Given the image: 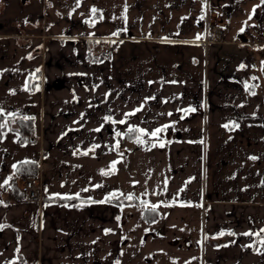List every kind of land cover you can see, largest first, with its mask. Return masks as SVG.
Returning <instances> with one entry per match:
<instances>
[{"label":"crops","instance_id":"1","mask_svg":"<svg viewBox=\"0 0 264 264\" xmlns=\"http://www.w3.org/2000/svg\"><path fill=\"white\" fill-rule=\"evenodd\" d=\"M109 37L119 48L104 57ZM262 61V0H0V107L34 115L41 136L0 135V184L18 179L0 187V264H192L184 245L201 207L202 264H264L259 237L243 235L264 229ZM164 125L163 148L128 135ZM23 161L40 163L41 200L21 191ZM114 192L143 201L89 202ZM144 203L160 205L152 218Z\"/></svg>","mask_w":264,"mask_h":264},{"label":"snow or ice","instance_id":"2","mask_svg":"<svg viewBox=\"0 0 264 264\" xmlns=\"http://www.w3.org/2000/svg\"><path fill=\"white\" fill-rule=\"evenodd\" d=\"M79 2H80V0H77V6H79ZM262 4H264V0H262ZM256 7H259V5L256 6ZM90 11H91L92 15L95 16L98 10L93 7ZM253 11H255V7H254ZM200 19L201 20L204 19L203 15L200 17ZM86 23L94 24L95 21L94 20L93 21H86ZM241 31H244V29L242 28ZM113 35H119V33L118 32L117 33H113ZM200 38L201 37L198 35L197 39H200ZM165 39H167V38H165ZM262 65H264V61H262ZM240 67L243 68L244 65L242 64ZM39 71H40L39 69L36 70V72H39ZM261 71H264V67H262ZM33 78H35V77L33 76ZM252 79L255 80L257 78L256 77H252ZM149 83H151V82H149ZM258 86H259L258 84L249 85L247 82H245V84H244L245 90L249 91V93L251 95H255L256 94L254 89L256 87H258ZM25 90H28L27 85L25 86ZM37 90H38V87H37ZM12 94H14V90H12ZM139 110L140 109H136V111H139ZM183 111L185 113H189V112L196 111V109L195 108H188V109H184ZM134 114H135V112L127 113L125 115H126V117H128V116H132ZM169 115H171V113H169ZM15 117H16V113H6L4 111V109L2 107H0V118H3V122L0 123V129H4V128L8 127V124H9L10 120H11V122H15ZM23 119H25V120L33 119L34 120L35 118L34 117L25 116V117H23ZM104 119H105V121H109V120H111V117L106 116ZM111 122L112 123H117L116 121H111ZM119 123L120 124H124V123H126V120H120ZM168 127H170V125H164L163 127L156 128L155 130H153L151 132H148L147 130H145L143 128H139V127H135V126H129L128 127V135L131 136L132 134H135V143H137L138 145H148L150 143V141H153V140L158 142V144L157 143H151L150 147L146 148V150H151L152 147H156V146H159V147L163 148L165 146V142L160 139V134L162 132H164ZM223 127L226 128V129H229V130H234V129H238L239 128V124L233 121V122L224 124ZM95 131H100V129L97 128V129H95ZM122 135H123L122 133L116 132V136H122ZM144 137H148V140H145ZM200 142L203 143V141H200ZM95 147H99V145H95L93 147V149H91L90 151H94ZM114 148L116 150H119V141H117V143L114 145ZM74 154H76V153H74ZM82 154L83 155H88L89 153L86 151V152H84ZM120 155L123 156V152H120ZM249 158L252 159V160H256L257 159L256 156H251ZM22 163L27 164V163H31V161H24ZM118 163H120L119 160L111 162V165H110V167L108 169H101L100 170V174L104 175V176L114 175L116 173V171H117L116 165ZM12 167H13V169L19 170L17 168V165H15V164ZM11 179H12V177H8L7 179H5L4 183L0 184V187H4L5 185H8L9 180H11ZM166 183H167V181H165V185H166ZM95 187H102V185L98 184V185H95ZM85 191H87V189H85ZM181 191H183V189H181ZM55 195L59 196L60 194H55ZM119 195H123V193H120ZM60 198L65 199V200L77 199V198H79V194H76L75 197H73V196H63V197H60ZM117 198H118V194L114 192V193H111L109 196H107L105 198V200H101V201H91L90 200L89 202L90 203H107V202H110L112 199H117ZM133 198L134 197L131 194H129L126 197V199L129 200V201H131ZM0 203H3V202L0 201ZM65 206H67V205H65ZM144 206L146 208H150L152 211H155L160 205H158V204L157 205H148L147 203H144ZM181 206H183V205H181ZM117 220H119V217H117ZM3 227H4L3 225H0V228H3ZM105 231L108 232L110 230H105ZM261 233H264V229H261L260 232H246V233H243V235L259 237L257 243H259L260 246L262 248H264V236H261ZM219 235L223 236V235H225V233L222 231L221 233H219ZM227 235L233 236V235H236V233L228 232ZM205 239H207V237H205ZM198 243H200V242H198ZM225 246H227V245H225ZM247 247L255 248V244H250ZM256 251L259 252L260 249L256 248ZM262 254H264V253H262Z\"/></svg>","mask_w":264,"mask_h":264},{"label":"trees","instance_id":"3","mask_svg":"<svg viewBox=\"0 0 264 264\" xmlns=\"http://www.w3.org/2000/svg\"><path fill=\"white\" fill-rule=\"evenodd\" d=\"M35 78H31L30 80V89H33L34 84L40 80V72H36L34 75ZM34 117L32 114H24L20 112H16L15 122H9L8 127L16 130L19 133L20 141H40L41 136L36 131L35 119L25 120L23 117ZM3 122V118H0V123ZM6 127V128H8ZM0 129V135H2L3 131L6 129ZM132 136H134L132 134ZM24 162V161H23ZM19 170H16L17 175L28 177V176H38L40 171V163L39 161H31V163L24 164L20 162L17 166ZM22 178V177H21ZM17 176L12 178V187L17 184ZM22 191V190H21ZM23 192V191H22ZM24 193V192H23ZM128 195H118L117 199H114L119 202H140L143 200L138 199L133 195V199L131 201L127 200L126 197ZM153 213H157V210L152 211L150 208H147L145 211V216L147 218H152Z\"/></svg>","mask_w":264,"mask_h":264},{"label":"rangeland","instance_id":"4","mask_svg":"<svg viewBox=\"0 0 264 264\" xmlns=\"http://www.w3.org/2000/svg\"><path fill=\"white\" fill-rule=\"evenodd\" d=\"M103 45V44H102ZM153 152V151H150ZM143 155V153H141ZM155 155V153L153 154ZM144 158V156H143ZM141 158L142 160V164L141 166L138 165L137 167V171H138V185H140L145 177V165L143 163L144 159ZM163 176H167L169 174V168L167 166H165V164H163ZM141 182V183H140ZM143 196V195H142ZM143 200V199H141ZM142 202V201H140ZM200 213L198 214V216H195V220L196 218H198L197 221V226L195 225V221L189 226V230H188V236L189 239L191 240V244L188 246L186 243L185 246V250L186 251H191L193 252V255L190 257V261L192 264H202L204 261V246H205V237L203 232L205 231V225L203 223V218H204V210L202 209V207L200 208ZM180 233V232H178ZM200 242V243H198ZM188 259V258H187Z\"/></svg>","mask_w":264,"mask_h":264},{"label":"built area","instance_id":"5","mask_svg":"<svg viewBox=\"0 0 264 264\" xmlns=\"http://www.w3.org/2000/svg\"><path fill=\"white\" fill-rule=\"evenodd\" d=\"M212 28L216 37L222 36V28L216 24H212ZM119 48L117 37H109L103 42L102 47L99 49L101 56L107 57ZM21 190L29 199L41 200L43 198V181L39 176L22 177L19 180Z\"/></svg>","mask_w":264,"mask_h":264}]
</instances>
